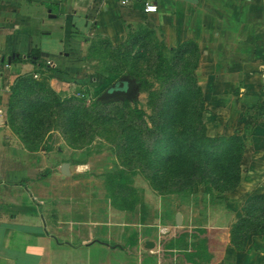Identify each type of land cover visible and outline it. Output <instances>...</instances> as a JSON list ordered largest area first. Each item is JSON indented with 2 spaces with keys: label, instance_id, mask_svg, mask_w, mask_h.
<instances>
[{
  "label": "rangeland",
  "instance_id": "1",
  "mask_svg": "<svg viewBox=\"0 0 264 264\" xmlns=\"http://www.w3.org/2000/svg\"><path fill=\"white\" fill-rule=\"evenodd\" d=\"M141 35L142 39L132 45L130 42L120 46L102 39L93 40L82 57L84 66L78 79L77 75L76 78H68L64 74L50 73L43 65L32 77L43 84L40 88L44 89L38 90L39 86H35L33 92L21 94L22 107L13 108L15 123L21 124L20 112H24L29 119L25 122V130L28 135L32 132L31 136L36 137L27 145L12 132L26 148L31 146L29 151L43 148L46 162L72 166L73 177L69 183L73 184V193L70 201L72 208L78 212L76 221L91 226L94 239L101 234V237L107 238L106 245L109 247L112 244L124 247V250H110L97 245L93 249V264H101L102 261L103 264H191L184 252L169 250L167 245L179 233L202 227L209 230L211 252H208V260L197 259L196 264H216V257H223L227 252V243L235 249L231 234L242 218L245 221L239 233V245L246 231L264 228V201L260 200L257 205H253L256 201H251L253 197L264 194V142L251 138V120L241 121L242 115L246 114L245 107L238 108L231 116L233 119L228 120L227 114H224L227 107L217 109L213 100L205 102L202 115L205 134L210 138L237 135L243 141L240 169L244 186L240 187V182L232 190L221 193L213 189L208 193L201 181V173L197 172L193 176L190 174V185L180 193L175 192L186 178L184 170L188 168L189 171L192 164H202L191 159L184 168L159 165V161L150 163L138 152L141 149L151 150L154 141L169 135L161 131V125L166 119L163 115L166 113L164 104L167 97L169 94L174 97L175 94L171 92L180 88V105L186 104L189 108V103H194L195 93L190 85L195 80L200 87L197 78L200 73L196 72L200 58L197 60L191 55L181 58L175 49L167 46L158 32L145 31ZM159 52L174 68L175 76L169 82H161L155 77ZM217 69L219 67H214V70ZM111 75L131 80L135 92L129 98L97 103L94 92ZM53 78H57V83H52ZM0 88V91H5L3 85ZM8 88L6 95L9 97L11 85ZM149 91L154 95L151 96ZM41 97L44 106L35 109L32 117L29 102L36 104ZM134 108L143 112L147 127L144 124L139 126L131 112ZM218 111L222 114L218 115ZM4 114L7 122V104ZM190 117L185 120L188 126L186 136L194 130L189 126ZM254 121L257 123V118ZM179 128L181 126L177 124L175 129ZM128 137L137 140L126 146ZM141 144L144 148H140ZM121 170L125 171L128 179L126 187L120 184L118 178ZM154 172L157 174L154 175ZM66 200L62 202L63 208L68 207ZM178 213L182 215L179 227L175 224ZM255 235H264V232L250 233L244 249L235 251L242 253L250 245L254 250L259 249L260 246L252 242ZM131 236L136 238L133 246L129 245ZM146 241L154 242L155 247L152 250L144 248ZM53 244L49 250L56 246V243ZM99 249L103 252L97 256Z\"/></svg>",
  "mask_w": 264,
  "mask_h": 264
},
{
  "label": "crops",
  "instance_id": "2",
  "mask_svg": "<svg viewBox=\"0 0 264 264\" xmlns=\"http://www.w3.org/2000/svg\"><path fill=\"white\" fill-rule=\"evenodd\" d=\"M145 31L158 32L171 50L194 43L206 104L227 107L228 120L245 107L241 121L251 120V138L264 142V0H159L151 15L143 13L142 0H0V264H93L97 245L113 249L101 232L94 239L92 227L76 221L72 166L63 176L62 164L46 162L43 148L29 151L5 122L6 94L17 77L43 65L78 79L93 40L120 45ZM11 56L21 60L9 63ZM252 242L260 248L242 253L227 243L216 264H264V235Z\"/></svg>",
  "mask_w": 264,
  "mask_h": 264
},
{
  "label": "trees",
  "instance_id": "3",
  "mask_svg": "<svg viewBox=\"0 0 264 264\" xmlns=\"http://www.w3.org/2000/svg\"><path fill=\"white\" fill-rule=\"evenodd\" d=\"M139 39H142L141 34L137 35H129L127 40L124 43H129L130 45L133 42L136 43ZM122 46V44L120 45ZM176 54L181 58H184L187 55H191L192 57H196L198 60L199 52L194 43L185 42L181 44L178 48L175 49ZM36 56V51H33L30 54V59L32 63L36 64V60L34 57ZM159 65L155 70V77L161 82H169L174 76V68L170 65L163 57L161 52L157 54ZM12 63L19 62L21 59L18 57H10ZM48 68V66H46ZM45 67V68H46ZM39 70V69H38ZM50 73H57L56 70H49ZM34 74H25L19 76L15 79L10 88V96L8 97L7 102V124L17 134L20 139L29 145L31 139L36 137V135L31 136L32 132L29 133L25 130V122L29 120L27 116H25L24 112L21 113V124L17 125L13 118L14 112L13 108L22 107V95L33 92L35 86L38 87V90L44 89L41 87L43 84L36 82L33 80ZM120 76L111 75L108 76L104 82V85L97 88L94 92L95 100L97 103H100L99 97L100 95L109 89L114 83L119 80ZM180 88H176L173 92L175 93L174 97L170 94L168 95L167 103H165V114L163 116L166 117L165 120L162 121L161 131L163 133L169 134L162 140L154 141V144L151 146L152 149H141L138 154L142 157L145 156V159H148L150 163L159 161L162 165H179L181 168H184L189 160L195 159L199 161L202 166L198 164H192L190 170L186 168L183 172V175L186 177L185 180L181 183L179 190L176 189L175 192L180 193L184 187L190 185L192 182L189 179L190 174L193 176L197 172H200L201 181L205 184L206 191L211 193L213 189L217 190V192L229 191L237 187L241 182V169L240 162L243 150V141L240 136L232 135L230 137H218V138H210L205 134V127L202 120V115L205 110V99L202 94V89L197 85L195 80L190 85V89L195 93L194 103H189V108L186 104L180 105L179 99L181 98ZM183 90V89H182ZM29 91V92H28ZM37 91V90H36ZM38 93V92H37ZM151 96L154 95L153 92L149 91ZM31 104L30 110L32 117H34L35 109H38L39 106H44L43 97L36 101V104L29 102ZM61 106V105H60ZM173 107V108H172ZM41 108V107H40ZM24 109V108H23ZM28 109V108H27ZM26 110V108L24 109ZM131 112L136 117V120L139 122V126L145 124L143 119V112L137 108L131 110ZM190 117V127H193L194 130L191 131L190 135L186 136V123L185 120ZM26 117V118H25ZM17 121V120H16ZM24 122V123H22ZM177 124L181 126L179 130H176ZM73 125V124H71ZM31 126V125H29ZM159 126V125H158ZM147 127V126H146ZM150 131V129H147ZM35 139V138H34ZM137 139L128 137L126 141V146H130ZM132 141V142H131ZM131 143V144H130ZM25 144V145H26ZM130 144V145H129ZM26 145V146H27ZM30 148L31 146H27ZM140 148H144V145L141 144ZM153 157V159H152ZM148 167L149 164L147 165ZM133 173V172H132ZM154 175L157 172L153 173ZM118 178H120V184L123 187L127 186L128 179L125 176V171L121 170L118 174ZM221 183V184H220ZM165 186L167 184L164 183ZM264 201V194H260L256 197H253L251 201L253 205H257L259 201ZM244 218L240 220V222L235 226L234 231L231 234V243L235 249L238 251H242L244 249V245L247 241L248 235L250 233H258V231L264 232V228L252 231H246L243 236V242L241 245L238 244L240 239L239 233L240 230L243 229ZM135 239L132 237L130 239L129 245L134 244ZM208 232L202 228H195L191 231H183L179 233L174 239H172L168 245L167 249L169 250H177L184 252L185 258L191 264H196L197 259H207L208 260ZM111 248H120L124 250L123 246L114 245L110 246Z\"/></svg>",
  "mask_w": 264,
  "mask_h": 264
},
{
  "label": "water",
  "instance_id": "4",
  "mask_svg": "<svg viewBox=\"0 0 264 264\" xmlns=\"http://www.w3.org/2000/svg\"><path fill=\"white\" fill-rule=\"evenodd\" d=\"M11 59H8L10 63ZM135 92V85L134 83L126 77L120 78L116 83H114L109 89H107L102 96L99 98L100 101H110L117 98H129L133 96ZM60 172L63 176H70L69 164L64 163L60 167ZM175 224L176 226L182 225V215L176 214L175 216ZM155 247V243L151 241H146L144 244V248L148 250H152Z\"/></svg>",
  "mask_w": 264,
  "mask_h": 264
},
{
  "label": "built area",
  "instance_id": "5",
  "mask_svg": "<svg viewBox=\"0 0 264 264\" xmlns=\"http://www.w3.org/2000/svg\"><path fill=\"white\" fill-rule=\"evenodd\" d=\"M158 1L159 0H142L143 13L147 15L156 14L158 12ZM126 3L127 1L121 2L122 5H125ZM48 64L50 65L49 62Z\"/></svg>",
  "mask_w": 264,
  "mask_h": 264
}]
</instances>
